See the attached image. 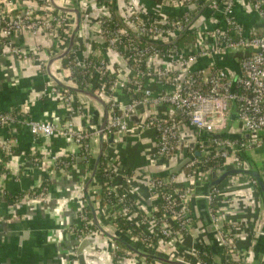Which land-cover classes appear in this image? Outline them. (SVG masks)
Returning <instances> with one entry per match:
<instances>
[{
	"label": "built area",
	"instance_id": "built-area-1",
	"mask_svg": "<svg viewBox=\"0 0 264 264\" xmlns=\"http://www.w3.org/2000/svg\"><path fill=\"white\" fill-rule=\"evenodd\" d=\"M77 2L83 24L64 61L67 78H61L53 68L51 75L67 86L90 89L105 101L109 111L105 139L111 133L128 134L133 126L130 118L141 107L168 108L164 114H148L138 124L141 133L155 134L156 143L149 157L161 166V172L145 180L148 205L135 207L130 197V175L120 172L118 163L105 152L104 174L99 170L96 176L100 200L105 202L99 220L119 217L141 223L144 241L150 244L148 249L159 255L189 264H219L201 262L197 248L188 262L173 248L175 242L187 237L206 236L205 228L200 226L198 206L204 202V212L220 248V264L250 263L253 248L247 254L242 252L237 234L244 230L249 240L264 238V229L246 224L243 217L248 211L255 212L256 217L260 213V204L255 202L260 198L259 181L251 172H258L264 183V172L254 169L248 156V151L264 145V0ZM55 3L69 7L58 0ZM0 10L3 43L19 59L36 56L41 48L30 52L17 49L10 41L14 33H46L56 40L61 51L66 49L75 15L56 10L50 0H0ZM238 11L248 19L247 23ZM86 23L92 26L94 38H80ZM182 33L183 37L174 43ZM109 57L119 62L111 70L118 76L109 70ZM226 59L235 67L226 66ZM156 86L159 92L154 90ZM45 93L60 98L66 110L64 122L37 121L15 111L0 112V125L27 126L34 136L64 137L89 162L96 153L98 131L77 122L86 111L76 94L56 82ZM120 93L128 98L126 103L119 100ZM233 105L240 126L237 132L222 136ZM12 143L8 141L2 149L12 151ZM180 153V161L187 158L188 162L179 172L171 173L170 161ZM54 161L59 171L72 166V162ZM212 176L224 177L225 182L202 191V185ZM245 186L253 200L246 212L236 209L239 191ZM78 219L79 225L71 231L80 242L100 233H95L96 226L87 210H80ZM136 239L128 234L125 240L134 245ZM201 243L209 241L202 240L198 246ZM111 256L117 264H133L139 259L136 253L118 245L111 250Z\"/></svg>",
	"mask_w": 264,
	"mask_h": 264
},
{
	"label": "crops",
	"instance_id": "crops-1",
	"mask_svg": "<svg viewBox=\"0 0 264 264\" xmlns=\"http://www.w3.org/2000/svg\"><path fill=\"white\" fill-rule=\"evenodd\" d=\"M58 1L64 6L73 5L71 0ZM239 14L243 15L242 21L247 23L248 19L244 14L242 12ZM10 41L17 49L30 52L41 48V52L27 59H19L7 49L0 34V112L19 111L37 121L56 124L64 122L66 110L60 98L45 93V89L55 83L47 65L50 59L61 51V48L56 46V40L46 33L34 35L19 32L14 33ZM68 45L69 42L67 47ZM65 58L67 57L57 61L53 66L56 73L64 80L67 78ZM226 63L230 64V59H226ZM154 90L159 92V86L154 87ZM76 96L86 111L84 118L77 122L88 128L93 126L95 129L103 119L102 107L90 101L87 96L81 94ZM119 100L126 103L128 98L120 93ZM152 112L164 114L168 112V108H155L151 105L141 107L137 113L138 123L140 124ZM236 122L238 126L235 127ZM138 123L133 121L132 129L125 136L116 133L114 144H107L105 152L118 163L117 169L120 172L130 175V197L135 207L141 208L149 203L145 180L150 175L161 172V166L157 161H151L149 157L156 143L155 134L141 133ZM239 126L236 107L233 105L228 115V127L224 133L237 132ZM189 134L185 131L187 137L190 136ZM8 141L13 142L10 152L2 149ZM65 157L73 158L72 166L67 171L56 170L54 159ZM176 158L170 161L172 169L181 163L182 153ZM93 159L89 162L84 161L74 143L64 137L34 136L27 126L17 125L7 128L0 125V264H79L76 253L80 241L71 228L79 225L80 210H87V213L92 215L84 186ZM104 166L106 167L105 161ZM218 179L220 178L216 176L207 179L205 185L201 187L202 191L213 186V182ZM95 182L96 185L89 189V195L99 216L103 205L97 178ZM259 193L260 198L255 202L260 204L261 214L256 217L255 212L251 211L249 214L248 211V214L242 215L246 224H257L264 229V191L260 187ZM251 197V191L246 186L243 187L236 199V209L246 212L248 207H251L253 201ZM199 207L201 208V205ZM202 210L204 211V208ZM199 215L200 226L205 228L206 233L203 235L206 236L199 235L196 239L187 237L175 242L174 251L184 258H192L193 251L202 240L212 241L214 262L220 264L221 253L213 227L210 226L205 212L201 211ZM132 216L135 217L134 214ZM89 219L93 221L92 216ZM109 221L108 218L100 219L101 224L107 229H114ZM137 225L142 228L141 223ZM144 227L149 228V226ZM244 233L242 230L237 234V244L245 254L248 249L253 248V255L248 264H264V238L255 237L254 240H249L244 237ZM95 239L99 246L87 250L88 261L92 264H117L111 256L115 242L100 233L95 235ZM134 246L144 252L149 250L141 244ZM144 259L139 257L133 264H143Z\"/></svg>",
	"mask_w": 264,
	"mask_h": 264
},
{
	"label": "water",
	"instance_id": "water-1",
	"mask_svg": "<svg viewBox=\"0 0 264 264\" xmlns=\"http://www.w3.org/2000/svg\"><path fill=\"white\" fill-rule=\"evenodd\" d=\"M50 1L56 10L60 12L71 13L75 15V25L72 30L71 36H70L68 47L64 51H60L58 54L54 55L48 62L47 67H48L49 73L51 74V69L57 63V61L62 60L64 57H66L71 51L72 47L74 46L75 41L78 37V34L81 30L83 19H82V13H81L77 0H71L73 5L72 7H67V8H62V7L57 6L55 3V0H50ZM183 35L184 33H182L174 43H177L183 37ZM51 77L59 86L65 89H68L73 93L87 96L88 98H90V101H92L93 103H98L103 109V112H102L103 119H102L101 124L98 126L94 125L95 129L98 131L97 148H96V153L93 159L92 168L90 169L88 173L87 181L84 186V190L87 196V203L91 209L92 218H93V221H94V224L97 230L101 234H103L106 238L110 239L111 241L115 243H118L124 246L126 249L136 253L139 257H142L145 259H151L152 261L159 262L161 264H189L182 260L170 259L166 256L159 255L156 252L151 251V250H148L145 252L141 251L138 247L132 245L129 241L125 240L118 231H116L115 229H107L105 226L101 224L99 220V216L97 215V212L95 210V207L93 203L91 202V198L89 195V189L96 185V182H95L96 174L98 172L102 156L105 152V146L107 144L113 145L115 142V133H111L105 139V129H106L107 122L109 119V111H108L107 104L100 96H98L96 93L92 92L91 90L79 88V87L67 86L63 82L55 78L53 75H51ZM177 113L181 115L180 111H177ZM130 119L131 121H134L136 123L139 122L137 115H133ZM224 135L225 133H222V136ZM78 162H80V160ZM187 162H188V159L187 158L184 159L177 167L171 170V173H177L180 170H182ZM251 174L255 177V179L259 181V187L262 189V191H264V183L261 181V178L258 172L252 171ZM96 244H97V239H95L94 237H88L79 243V246L77 248V253H76L79 264H92L90 263V261H88L86 252L89 248H96Z\"/></svg>",
	"mask_w": 264,
	"mask_h": 264
},
{
	"label": "trees",
	"instance_id": "trees-1",
	"mask_svg": "<svg viewBox=\"0 0 264 264\" xmlns=\"http://www.w3.org/2000/svg\"><path fill=\"white\" fill-rule=\"evenodd\" d=\"M95 20H91V24L94 23ZM95 36V33L92 29V26H90L88 23L85 24L84 26V29L81 31L80 33V38L82 37H88V38H94ZM141 43V42H139ZM182 43H179V46L181 45ZM159 47H163V46H159ZM166 47V46H164ZM109 62L111 64H109V70L111 72V70H114L118 67L119 65V62L116 61L114 59V57H109ZM133 64V63H131ZM225 65L228 66L229 68H234L235 67V64L233 62H231L230 64L229 63H226L225 62ZM113 73V74H112ZM111 74L114 76H118V73L116 72H111ZM182 118L180 119L179 118V121H181ZM139 124V123H138ZM61 161H64V162H74L73 158L72 157H65V158H60ZM90 161V160H89ZM101 166H100V171L102 174H104V171H105V166H104V157H102V160H101ZM59 171V169H56ZM224 183V179H218V180H215L213 182V185L217 184V185H221ZM111 199H113V196H110ZM202 203V204H201ZM101 204L104 206L105 202H101ZM200 205H201V210L200 212H204L202 209L205 207L204 205V202H200ZM199 205V206H200ZM92 215L90 213H88V217L90 218ZM110 224L111 226H113V228L118 231L122 236H125L127 238V235H131L135 238H137L135 241H133V244L135 245H143L145 248L149 247L150 244L146 241H144V238H146V235L143 233V231L141 230V228L135 223V221H131V222H126L125 219L123 218H111L110 219ZM95 226H93L94 228ZM95 230H97L95 228ZM153 243L157 244V241L156 240H153L152 241ZM115 245H118L121 249H125L126 248L118 243H115ZM197 249L199 250V254H198V257H199V260L201 262H207V261H214L215 259V254H214V244L212 241H210L208 244H203L201 243ZM145 261L147 262H153L151 259H144ZM186 261L188 262H191L189 258H186ZM156 263V262H155ZM156 264H159L158 262ZM191 264H194V261L191 262Z\"/></svg>",
	"mask_w": 264,
	"mask_h": 264
},
{
	"label": "rangeland",
	"instance_id": "rangeland-1",
	"mask_svg": "<svg viewBox=\"0 0 264 264\" xmlns=\"http://www.w3.org/2000/svg\"><path fill=\"white\" fill-rule=\"evenodd\" d=\"M236 126H238L237 122L235 123V127ZM248 156L252 161V167L264 172V145L258 149L248 151ZM96 231L97 230H95V233ZM122 237L127 239L125 236Z\"/></svg>",
	"mask_w": 264,
	"mask_h": 264
},
{
	"label": "bare ground",
	"instance_id": "bare-ground-1",
	"mask_svg": "<svg viewBox=\"0 0 264 264\" xmlns=\"http://www.w3.org/2000/svg\"><path fill=\"white\" fill-rule=\"evenodd\" d=\"M94 238H95V237H94ZM97 244H99L98 241H97ZM97 244H96V245H97ZM97 246H99V245H97ZM97 261H99V260H97ZM97 261H95V262H97Z\"/></svg>",
	"mask_w": 264,
	"mask_h": 264
}]
</instances>
